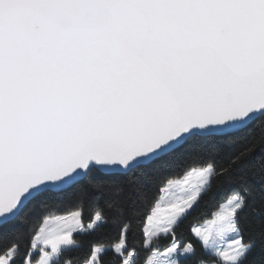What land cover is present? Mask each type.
Wrapping results in <instances>:
<instances>
[{"label": "snow or ice", "instance_id": "obj_1", "mask_svg": "<svg viewBox=\"0 0 264 264\" xmlns=\"http://www.w3.org/2000/svg\"><path fill=\"white\" fill-rule=\"evenodd\" d=\"M0 264H264V0H0Z\"/></svg>", "mask_w": 264, "mask_h": 264}]
</instances>
